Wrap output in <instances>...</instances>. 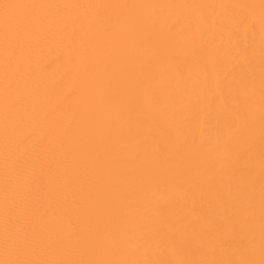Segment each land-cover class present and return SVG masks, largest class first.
I'll list each match as a JSON object with an SVG mask.
<instances>
[{
  "label": "bare ground",
  "instance_id": "obj_1",
  "mask_svg": "<svg viewBox=\"0 0 264 264\" xmlns=\"http://www.w3.org/2000/svg\"><path fill=\"white\" fill-rule=\"evenodd\" d=\"M0 264H264V0H0Z\"/></svg>",
  "mask_w": 264,
  "mask_h": 264
}]
</instances>
